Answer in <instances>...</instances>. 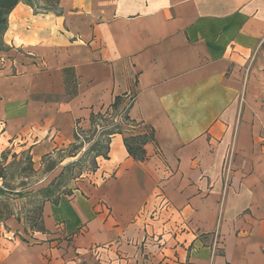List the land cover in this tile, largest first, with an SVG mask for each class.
<instances>
[{
    "label": "crops",
    "instance_id": "crops-1",
    "mask_svg": "<svg viewBox=\"0 0 264 264\" xmlns=\"http://www.w3.org/2000/svg\"><path fill=\"white\" fill-rule=\"evenodd\" d=\"M0 44V139L33 161L117 97L133 122L0 264H264V0L20 1Z\"/></svg>",
    "mask_w": 264,
    "mask_h": 264
},
{
    "label": "rangeland",
    "instance_id": "rangeland-1",
    "mask_svg": "<svg viewBox=\"0 0 264 264\" xmlns=\"http://www.w3.org/2000/svg\"><path fill=\"white\" fill-rule=\"evenodd\" d=\"M20 1L32 5L39 12L50 9V6L54 10V0ZM124 104L116 111H108V116L105 115L107 121L117 124L120 119L123 121L128 107ZM96 122L105 124L100 118ZM100 130H84L81 133L84 142L69 145L61 150L63 152L46 155L38 162L33 161L30 150L6 144L0 139V234L31 237L32 231L41 226L38 218L42 200L47 196L43 190L50 188L51 197L60 199L72 195L77 184L89 178L97 168V159L96 163L94 161L96 152H103L106 148V138H99Z\"/></svg>",
    "mask_w": 264,
    "mask_h": 264
},
{
    "label": "trees",
    "instance_id": "trees-1",
    "mask_svg": "<svg viewBox=\"0 0 264 264\" xmlns=\"http://www.w3.org/2000/svg\"><path fill=\"white\" fill-rule=\"evenodd\" d=\"M19 2H20V0H0V39H1L2 35L5 33V31L7 30L9 14L11 13V11L16 7V5ZM121 101H122L121 97L115 98L114 102L110 106L111 111H116L119 108ZM105 115L108 116V111L105 112ZM105 115L101 114V113H96V114L92 113L90 116V122H91V128L90 129H93V130L95 129L96 132H98V128H99V130L104 129L103 132H101L99 138H106V148L104 149L103 152H96V154L94 156L95 163H96V159H98V158L108 159V144H109L110 138L116 133H122V130H121L119 124H117V122L107 121L108 118ZM110 117L111 116H109V118ZM97 118H100V120L102 122H105V124L99 125L96 122ZM122 119H123L124 124H126V125L129 123H133L132 120L128 117L127 111H126V114L123 116ZM83 132H85V131L81 130V129L76 130L74 143H78L80 141L84 142L82 139V136H81V133H83ZM134 132H137V133H135V134L133 133V134H130V135L124 137V145H125V148L127 150L128 155L132 159H134L135 161H138V162H144L146 160L145 146L147 145V143H149L150 141L153 140V130L146 128V127L139 126L137 128V130H135ZM74 156L75 155H71L70 157H74ZM1 177L2 176H0V178ZM42 193H45L47 195L46 197L43 198L42 205L45 202L57 203V201L59 200V199L54 200L51 197V189L50 188L43 190ZM68 195H70V194H68ZM41 214H42V206H41V210H40V217L38 218V220L40 222H41ZM36 230L37 231L42 230V225L40 226V228H38Z\"/></svg>",
    "mask_w": 264,
    "mask_h": 264
},
{
    "label": "built area",
    "instance_id": "built-area-1",
    "mask_svg": "<svg viewBox=\"0 0 264 264\" xmlns=\"http://www.w3.org/2000/svg\"><path fill=\"white\" fill-rule=\"evenodd\" d=\"M162 203V202H161ZM160 203V206L161 207H166V205H167V202H163L162 204Z\"/></svg>",
    "mask_w": 264,
    "mask_h": 264
}]
</instances>
